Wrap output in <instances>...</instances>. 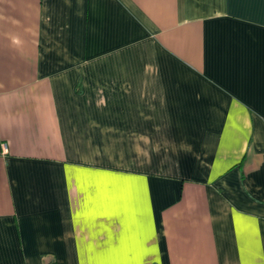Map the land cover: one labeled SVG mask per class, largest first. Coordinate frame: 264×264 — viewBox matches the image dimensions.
<instances>
[{
	"label": "crops",
	"instance_id": "0c3cea01",
	"mask_svg": "<svg viewBox=\"0 0 264 264\" xmlns=\"http://www.w3.org/2000/svg\"><path fill=\"white\" fill-rule=\"evenodd\" d=\"M0 264H264V0H0Z\"/></svg>",
	"mask_w": 264,
	"mask_h": 264
}]
</instances>
